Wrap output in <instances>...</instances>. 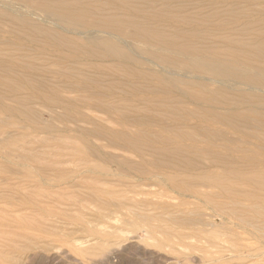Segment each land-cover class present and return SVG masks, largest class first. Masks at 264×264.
Masks as SVG:
<instances>
[{
	"label": "bare ground",
	"instance_id": "bare-ground-1",
	"mask_svg": "<svg viewBox=\"0 0 264 264\" xmlns=\"http://www.w3.org/2000/svg\"><path fill=\"white\" fill-rule=\"evenodd\" d=\"M0 47L3 115L88 172L115 160L103 147L130 152L138 161H115L121 171L264 234V0H0ZM31 151L23 162L38 161ZM63 172L55 162L37 176L67 185Z\"/></svg>",
	"mask_w": 264,
	"mask_h": 264
},
{
	"label": "rangeland",
	"instance_id": "rangeland-1",
	"mask_svg": "<svg viewBox=\"0 0 264 264\" xmlns=\"http://www.w3.org/2000/svg\"><path fill=\"white\" fill-rule=\"evenodd\" d=\"M41 119L62 127L45 115ZM34 127L0 112V264H264V234L220 217L211 205H182L168 188L121 171L117 161H138L132 153L95 143L115 160H95L97 170L88 172L65 145L44 143L46 135ZM31 150H37L38 161L23 162L19 156ZM55 162L67 185L58 183V176H47L50 182L37 176L38 167ZM92 190L107 193L100 196L107 202L90 199ZM168 218H192L194 223L179 227ZM252 222L262 223L260 218ZM157 227L168 229L170 236L152 233Z\"/></svg>",
	"mask_w": 264,
	"mask_h": 264
}]
</instances>
